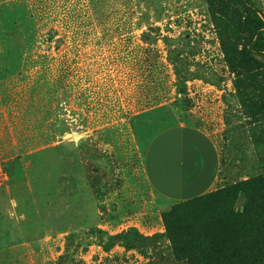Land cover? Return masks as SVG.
<instances>
[{
    "label": "rangeland",
    "instance_id": "374dc122",
    "mask_svg": "<svg viewBox=\"0 0 264 264\" xmlns=\"http://www.w3.org/2000/svg\"><path fill=\"white\" fill-rule=\"evenodd\" d=\"M253 1L264 16V0ZM257 29L242 0H0V77L46 51H76L88 70L95 51L108 68L87 75L89 97L106 85L105 96L124 98L133 112L173 101L141 133L191 124L221 157L207 208L182 216L220 247L216 264H264V63L249 53ZM72 137L0 165V264H147L153 251L125 248L132 235L99 217L88 140ZM179 203L164 200L162 212Z\"/></svg>",
    "mask_w": 264,
    "mask_h": 264
},
{
    "label": "crops",
    "instance_id": "0c3cea01",
    "mask_svg": "<svg viewBox=\"0 0 264 264\" xmlns=\"http://www.w3.org/2000/svg\"><path fill=\"white\" fill-rule=\"evenodd\" d=\"M44 54L32 65L11 63L0 77V165L15 167L58 147L69 134L88 140L99 217L117 219L124 234L132 235L125 248L153 251L147 264L172 263L162 203L192 199L214 185L221 166L215 143L185 123L141 133L138 127L173 101L133 112L124 98L105 96L106 85L96 89L100 97H92L90 88L89 97L87 75L108 68L102 53L88 51V70L78 66L76 51ZM79 77L84 88H78ZM74 137L67 142L76 145Z\"/></svg>",
    "mask_w": 264,
    "mask_h": 264
},
{
    "label": "trees",
    "instance_id": "16d2710c",
    "mask_svg": "<svg viewBox=\"0 0 264 264\" xmlns=\"http://www.w3.org/2000/svg\"><path fill=\"white\" fill-rule=\"evenodd\" d=\"M246 11L257 21L256 41L249 49L252 56L258 57L264 63V16L253 0H242ZM180 84V83H179ZM181 106L188 107L190 101L179 87ZM220 174V172H219ZM199 195L182 201L171 210L162 212V220L166 235L170 241L174 261L170 264H216L219 259V248L213 243L210 233L204 229H195L182 213L184 211L198 212L207 208L208 203ZM209 241V242H206ZM206 242V243H204ZM233 244L225 245L233 254L238 255V249H232Z\"/></svg>",
    "mask_w": 264,
    "mask_h": 264
},
{
    "label": "water",
    "instance_id": "95a60500",
    "mask_svg": "<svg viewBox=\"0 0 264 264\" xmlns=\"http://www.w3.org/2000/svg\"><path fill=\"white\" fill-rule=\"evenodd\" d=\"M75 138H78V136L76 135Z\"/></svg>",
    "mask_w": 264,
    "mask_h": 264
}]
</instances>
